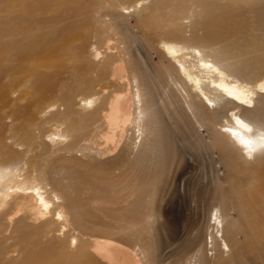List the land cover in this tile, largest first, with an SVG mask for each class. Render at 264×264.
<instances>
[{
    "label": "bare ground",
    "instance_id": "bare-ground-1",
    "mask_svg": "<svg viewBox=\"0 0 264 264\" xmlns=\"http://www.w3.org/2000/svg\"><path fill=\"white\" fill-rule=\"evenodd\" d=\"M5 1L1 23L5 18L9 21L13 11L20 16L23 32L22 18L38 11L25 0ZM62 1L61 8L70 11V2ZM131 3L135 25L123 28L120 23L119 28L132 48L131 65L119 43L99 41L90 48L91 59L99 66L104 63L99 48L108 42V58L119 56L128 64L111 66L110 75L119 68L126 71L123 81L108 78L107 85L97 87L100 80L76 70L75 76L81 77L78 81L85 80L79 101L65 104L60 98L59 103L35 106L43 131L29 137V119L20 115L10 122L9 133L15 137L8 142V136H1L4 124H0V233L14 240L0 257V264H101L98 258L115 264L118 244L128 254L149 261L157 248L153 244V205L163 182H145L143 177L161 171L164 178L180 165L167 164L174 159L172 152L182 155L175 151L179 142L174 138L180 133L192 137L201 122L214 124L211 138L203 143L227 154L232 146L234 166L225 181L209 190V222L198 229L175 264H259L262 260L264 157L259 152L264 151V0L253 3L257 6L255 24L241 43L218 42L216 48L198 38L194 28L183 34L174 22L167 21V11L154 13L159 0ZM114 5L120 3L115 0ZM220 7L229 12L225 15L244 13L242 0L233 4L221 0ZM129 12L123 6L114 11L115 19L129 20ZM54 30L53 47L38 59L48 65L55 64L78 36L67 28ZM4 33L9 35L6 39L14 37L7 30ZM41 35L38 28L18 34L20 63L28 58L25 52L39 49ZM179 36H186L190 44L180 43ZM50 43L48 39L44 46ZM156 54L158 62L150 59ZM55 66L60 69L62 64ZM4 94L2 91L1 98ZM143 96L149 101L144 103ZM23 97L26 99L25 94L19 95ZM82 136H88L89 141L80 143ZM119 136H126L121 145L116 144ZM109 152L114 154L109 156ZM246 154L250 161L244 158ZM54 159L61 160L59 166L53 165ZM68 173L77 175L88 191L98 192L104 210L101 218L88 201L79 203L71 196V186L61 181ZM82 209L92 223L89 227L79 220ZM233 209L237 213L234 218ZM226 228L231 230L229 236ZM92 238H99L96 241L102 242L101 246Z\"/></svg>",
    "mask_w": 264,
    "mask_h": 264
},
{
    "label": "rangeland",
    "instance_id": "rangeland-1",
    "mask_svg": "<svg viewBox=\"0 0 264 264\" xmlns=\"http://www.w3.org/2000/svg\"><path fill=\"white\" fill-rule=\"evenodd\" d=\"M48 1L25 0V4L28 2L31 9L38 12L32 16L22 18L23 28H25L22 32L19 26L20 16L17 17L13 11L10 13V20L8 21L5 18L1 23L4 17L2 7L6 1L0 0V124H4L1 136H8L9 138H6L8 142H11L15 137V134L9 133V131L11 132L10 122L14 118L21 115L23 119H29L27 123L30 122L29 125L31 126L27 135L34 137L36 133L43 131V123L39 122L37 111L34 113L35 106L46 105L47 102L59 103L58 100L61 99H64L65 104L79 101L83 95L81 93H84L85 80L78 81L77 77L79 76H75L77 71L82 76L91 77V80H100L98 83L96 82L97 87L107 85L108 78L112 82L123 81L126 71L119 68L110 75L111 66L118 64L119 66L128 67V64L126 62L122 63L123 58L119 56L108 58L107 48L105 47L108 42L99 48L103 53L100 58L104 63L99 66L97 64L95 66L93 63L90 48L97 45L99 41L111 40L114 45L119 43V46H124L130 65L131 58H133L132 48L128 45V40L124 39L127 35H124L123 31L119 29L120 23L123 24V28L130 27V24L135 25L136 18L134 17L132 0H117L120 5H114L115 0H67L72 8L70 11L61 8V3L64 6L62 0H60V3L59 0ZM224 1L233 4L236 0ZM9 2L14 3L13 0H9ZM220 2L221 0H174L173 3H170L169 0H159V8H156V4L154 13L157 14L158 10L167 11V21L174 22V25L183 34L194 28L197 37L208 40L214 48L217 47L218 42L237 41L241 43L247 29L255 24L257 6L254 4H257V0H242L244 13L239 15H225L224 13L228 14L229 12L220 7ZM123 6L130 11L129 20H116L114 11L121 9ZM143 10L144 6L140 11ZM37 28L42 31L41 45L33 53L25 52V57L28 58L22 64L19 61L22 48H19L16 42L19 37L18 34L29 31L34 32ZM55 28L58 30L67 28L68 31L75 32L78 36L73 39V43L69 47L62 51L60 59L55 64L48 65L43 61H38V59L48 54L53 47L55 41L51 34L55 31ZM6 30L10 34L14 33L12 35L14 37L6 39L9 36L4 33ZM134 30H137L136 27H134ZM48 39H51V43L44 46ZM178 40L180 43L190 44V41L187 43L186 36H179ZM139 48L143 52V57L146 56L143 46ZM80 50L81 53L79 54ZM150 59L158 62V54L151 55ZM59 62L62 64L60 69L55 66ZM2 91L5 92L6 97L1 98ZM20 94H25L26 99H24L25 97L19 98ZM143 98L144 103L149 101L147 97L143 96ZM201 123L198 124V129L195 127L198 132L193 134L192 137L180 133L179 138H174L175 141L179 142V146L175 147V151L176 153L182 152V155L172 152L174 159L167 164L181 163L180 165L172 168L173 170L171 169L172 171L170 170L164 178H162L161 171H151L143 177L145 182L155 179L160 180L161 183L163 182L157 201L153 205L156 220V235L153 244L157 247L153 256L148 261L144 256L130 252L128 254L125 248L118 244L115 246L118 251V259L115 264H139V262L141 264H175L176 259L180 258L182 251L187 248L190 239L198 233V229H203L209 222L211 211L209 190L216 188L219 183L225 181L231 166L234 165L230 152L232 146L227 154L210 148L203 143L204 140L211 138V127L213 128L214 124L211 122L210 124L200 125ZM48 124L47 126H49ZM12 132L15 133L13 129ZM249 133H253V130ZM84 137L82 136L79 139L80 143L89 141L88 136ZM125 139L126 136H119L116 144H123ZM234 141L240 148H244V145H240L242 142L236 139ZM205 150H209V152ZM113 154V152H109L107 155L111 156ZM259 154L264 157V151L259 152ZM244 158L250 161L251 156L246 154ZM52 163L54 166H59L61 160L54 159ZM64 176L61 181L71 186V196L79 199H76L79 203L88 201L90 208L96 209L101 218L104 210L98 192L94 193L93 189L88 191L84 188L83 181L77 175L68 173ZM217 209L218 207L213 209L214 213ZM231 216L233 218L237 216L235 209L232 210ZM79 220L86 227L92 225L86 218L84 209L80 211ZM211 222L213 225V217ZM230 231L229 228H226L228 236ZM5 237L8 238L7 242L3 241ZM204 237L207 239V235ZM96 239L99 238H92V241L101 246L102 242H97L99 240L96 241ZM12 241L14 240L10 235L0 233V257L5 256L3 254H5L8 245L12 246ZM140 258L144 259L143 262ZM98 260L101 264L106 263L103 258H98ZM259 264H264V256Z\"/></svg>",
    "mask_w": 264,
    "mask_h": 264
}]
</instances>
